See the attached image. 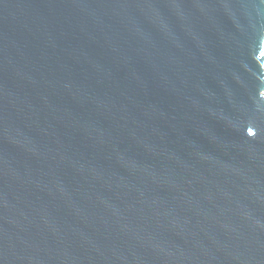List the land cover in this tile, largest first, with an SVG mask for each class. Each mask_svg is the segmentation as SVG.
<instances>
[{"label": "water", "instance_id": "95a60500", "mask_svg": "<svg viewBox=\"0 0 264 264\" xmlns=\"http://www.w3.org/2000/svg\"><path fill=\"white\" fill-rule=\"evenodd\" d=\"M264 0H0V264H264Z\"/></svg>", "mask_w": 264, "mask_h": 264}, {"label": "rangeland", "instance_id": "374dc122", "mask_svg": "<svg viewBox=\"0 0 264 264\" xmlns=\"http://www.w3.org/2000/svg\"><path fill=\"white\" fill-rule=\"evenodd\" d=\"M264 92V91H263Z\"/></svg>", "mask_w": 264, "mask_h": 264}]
</instances>
